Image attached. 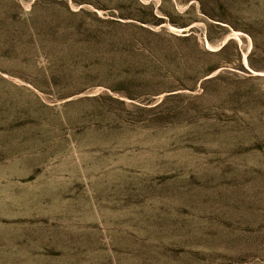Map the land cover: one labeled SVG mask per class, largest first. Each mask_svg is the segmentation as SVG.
<instances>
[{"label":"rangeland","instance_id":"obj_1","mask_svg":"<svg viewBox=\"0 0 264 264\" xmlns=\"http://www.w3.org/2000/svg\"><path fill=\"white\" fill-rule=\"evenodd\" d=\"M0 264H264V0H0Z\"/></svg>","mask_w":264,"mask_h":264}]
</instances>
